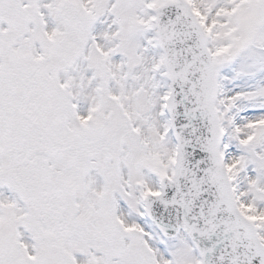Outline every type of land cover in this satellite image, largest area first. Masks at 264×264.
Wrapping results in <instances>:
<instances>
[{"label":"snow or ice","instance_id":"1","mask_svg":"<svg viewBox=\"0 0 264 264\" xmlns=\"http://www.w3.org/2000/svg\"><path fill=\"white\" fill-rule=\"evenodd\" d=\"M0 264H264V0H0Z\"/></svg>","mask_w":264,"mask_h":264}]
</instances>
